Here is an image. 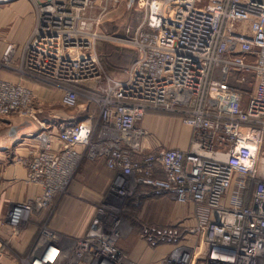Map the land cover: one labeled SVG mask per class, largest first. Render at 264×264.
<instances>
[{"label": "built area", "instance_id": "1", "mask_svg": "<svg viewBox=\"0 0 264 264\" xmlns=\"http://www.w3.org/2000/svg\"><path fill=\"white\" fill-rule=\"evenodd\" d=\"M119 1L36 0L42 8L24 42V69L62 85L66 107L79 105V86L100 82L87 46L110 37L97 25ZM135 3L145 17L122 38L138 52L127 77L88 93L99 108L97 121L88 112L63 122L56 135L49 128L32 135L37 148L22 160L28 181L43 191L14 202L7 221L21 228L33 213L49 210L68 192L82 158H103L117 172L111 194L121 204L95 205L85 233L73 239L42 224L31 264H264V0ZM34 111L29 87L0 78V120ZM150 111L189 126L188 147H146L142 140L151 132L140 122ZM251 129L257 139L244 135ZM164 197L193 213L136 227L138 210ZM131 238L132 250L142 240L158 251L154 262L120 244Z\"/></svg>", "mask_w": 264, "mask_h": 264}, {"label": "crops", "instance_id": "2", "mask_svg": "<svg viewBox=\"0 0 264 264\" xmlns=\"http://www.w3.org/2000/svg\"><path fill=\"white\" fill-rule=\"evenodd\" d=\"M135 5V0H128ZM35 8L30 0H0V56L10 43H24L30 35L36 21ZM0 76L19 78L0 71ZM4 79V78H2ZM42 101V96H41ZM36 104V100L33 99ZM42 113V103L36 105ZM78 111L68 113L60 109L52 110L51 114H42L37 118L19 115L5 116L0 120V264H31L30 254L34 248L36 234L42 223H48L62 239H73L85 233L92 217H85L88 203L85 199L92 198L95 189H102L107 179H115L117 172L106 167L105 159L87 160L85 167L71 186L69 195L59 202L52 215L48 211L33 213L21 228H16L7 221V213L14 202L24 201L42 193V185L27 179L28 168L22 159H28L31 150L37 148L38 140L32 135L42 128H49L55 135L61 124L67 120L77 121L88 112L93 114L95 121L99 118V108L92 104L82 105ZM140 124L150 130L151 134L142 142L149 149L159 147L186 148L192 135L190 127L185 126L176 116L162 112L150 111ZM99 178L101 187L84 184L86 176ZM81 198V199H80ZM151 203H150V202ZM147 208L139 209L136 223L144 218L160 225L181 219L193 213V207L176 203L169 197L149 200ZM149 207V208H148ZM145 216V217H144ZM193 222V219H188ZM130 241H122L121 245L132 250ZM137 249L132 255L143 262L152 263L158 251L147 248L142 240L136 243Z\"/></svg>", "mask_w": 264, "mask_h": 264}, {"label": "rangeland", "instance_id": "3", "mask_svg": "<svg viewBox=\"0 0 264 264\" xmlns=\"http://www.w3.org/2000/svg\"><path fill=\"white\" fill-rule=\"evenodd\" d=\"M30 1L32 2L35 8V12L37 15L36 20H37L39 13L38 9L42 8V3L38 4L36 0H30ZM56 1L68 2L69 0H56ZM109 4L110 3L106 4V1H104L103 4L101 5L104 7ZM114 5L116 7L110 8L109 11L105 15H103L101 22L97 25L98 33L110 37L100 38V39L97 38L94 40V43H89L87 46V50L89 51L90 54L93 55L95 61L97 62V67L101 74L100 82L96 85L88 84L84 86H79L80 88L79 105L75 108L66 107L65 105L62 104L61 98L64 92L62 85L58 86L55 83L39 80L38 77L27 74L26 70L24 69L25 65L23 64V57L25 54L24 48H25V44L27 43L8 44L6 50L0 56V71L9 73L10 75L19 78L18 79L8 78L5 76L4 77L0 76V78H4L15 83L22 82L31 89L33 93V99L36 100V104L33 103V106L35 107L34 116L36 118L42 114L43 115L51 114L52 110L55 109H60L65 112L72 113L73 111L74 112L78 111L80 107H83L82 105L84 106L86 105L88 108L89 106L92 105V103L87 95L88 93L94 91L93 88H96L97 86L98 88L100 86L104 87L106 83L109 82L110 80L124 79L127 77L130 67L138 58V52L135 49L134 45H132V43H129L128 41H123L122 38L130 37L131 35L129 33L130 27L136 26L140 22H142L144 20L145 13L143 10L137 8L136 3L134 6L131 4L129 5L128 0H121V2L119 1L117 5L116 4ZM100 11H101V6H98L96 8H93L91 13L92 15H97L100 13ZM35 24L36 21L34 23V26ZM29 37L30 35L28 36V38ZM27 39L24 42H26ZM9 46H11V50L7 53ZM248 80H251V78H249ZM251 86L245 85V87L248 89H250ZM96 94H100V93L96 91ZM41 96H42V101H41ZM40 103H42V110H43L42 113L38 112L39 109L36 106V105L39 106ZM153 112L156 113L157 111H153ZM27 158L28 159L31 158V154H29ZM24 160H26V158H24ZM87 160L93 161V159H90L87 156H85L80 160L79 164L77 165L75 174L73 176V181L70 184L68 192L61 193L55 197V199L53 200L54 205L51 206L49 210H47L50 214L53 215L59 206L58 205L59 202L61 200H64L65 197L69 195L71 186L74 184V182H77L76 179L80 177L79 173L85 167L86 165L85 162ZM260 160H261L260 166L262 167L263 159ZM83 181L84 184H88L89 186L101 187L99 183V178L97 176L88 177L86 174V176L83 178ZM112 183H113V179L110 180L107 179L106 185L102 189L99 190L95 189L94 191L96 193L92 195V198L85 199L88 203V206L86 207L87 210L84 213L85 217H89V218L92 217L93 214L95 213V209H96L95 205H97L101 201L121 204L119 199H115L111 194ZM149 202H147L146 205H143L141 207V210L142 208L145 207L147 208ZM141 210H138V212H140ZM28 221H30V218L26 219L20 227L24 226ZM147 221H151V220L148 218L143 219V222H147ZM135 224L136 226L140 225L139 223L136 222ZM47 226H50V224L47 223ZM39 234L40 232L38 231L36 234V238Z\"/></svg>", "mask_w": 264, "mask_h": 264}, {"label": "bare ground", "instance_id": "4", "mask_svg": "<svg viewBox=\"0 0 264 264\" xmlns=\"http://www.w3.org/2000/svg\"><path fill=\"white\" fill-rule=\"evenodd\" d=\"M11 50V46L9 47V51ZM8 51V50H7ZM8 53V52H7ZM7 80V79H6ZM9 81V80H7ZM244 135L246 136H249L251 138H254V139H257V136H258V130H255V129H251L247 132H244ZM263 163H264V158H263ZM122 243V241L120 242V244ZM147 263V262H145Z\"/></svg>", "mask_w": 264, "mask_h": 264}, {"label": "trees", "instance_id": "5", "mask_svg": "<svg viewBox=\"0 0 264 264\" xmlns=\"http://www.w3.org/2000/svg\"><path fill=\"white\" fill-rule=\"evenodd\" d=\"M134 223H135V221H133ZM136 225V224H135ZM136 227H139V225L138 226H136Z\"/></svg>", "mask_w": 264, "mask_h": 264}]
</instances>
